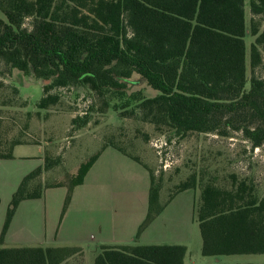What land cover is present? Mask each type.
Segmentation results:
<instances>
[{
	"label": "trees",
	"instance_id": "1",
	"mask_svg": "<svg viewBox=\"0 0 264 264\" xmlns=\"http://www.w3.org/2000/svg\"><path fill=\"white\" fill-rule=\"evenodd\" d=\"M244 6L245 0H0V62L41 82L39 111L60 106L53 91L81 89L99 100L100 114L137 113L159 134L180 138L239 133L256 149L264 144V80L255 74L264 54V30L255 18L264 17V0H249L248 52ZM140 82L154 95L129 92ZM1 123L0 118V160L12 159L16 146L32 145L9 138ZM72 123L84 127L86 112ZM107 148L148 172L147 213L135 242L176 195L200 185L194 218L201 255L264 254V195L256 194L250 178L192 173L162 201L155 171L107 141L64 178L56 175L61 158L45 149L43 166L23 178L9 202L0 264H82L78 247L6 248L3 240L19 203L41 198L46 189H65L62 218L74 189ZM185 254L181 245H102L93 264H183Z\"/></svg>",
	"mask_w": 264,
	"mask_h": 264
},
{
	"label": "rangeland",
	"instance_id": "2",
	"mask_svg": "<svg viewBox=\"0 0 264 264\" xmlns=\"http://www.w3.org/2000/svg\"><path fill=\"white\" fill-rule=\"evenodd\" d=\"M244 9L247 28L244 40L248 52L253 40L249 35V0H245ZM255 21L259 30L263 31L264 17H256ZM255 74L264 80V54ZM135 91H142L144 97L154 95L141 82L132 86L129 92ZM52 93L59 94L60 106L55 110L39 111L37 103L43 96L41 82L31 76H23L17 70H10L0 62L1 129L7 131L9 138L21 139L32 145L45 144L51 156L61 158L57 177L64 178L70 169L76 172L80 162L99 151L107 141H112L155 171L156 180L161 179L162 201L178 183L190 174L200 172H203L204 178L213 173L219 178L231 173L250 178L256 194L259 197L264 195V144L252 149L239 133H232L227 138L197 133L180 138L168 131L159 134L152 125L142 122L137 113L121 116L119 111L108 110L100 114L97 111L99 100L85 90L64 89ZM82 112H86L88 123L76 129L72 121ZM109 150L113 154L110 163L112 178L104 184L108 188L104 194L108 207L99 208L100 230H95L94 236L114 237L124 241L122 244L125 245H181L187 250L185 264H264V254L201 255V238L194 218L200 185L177 196L161 219L154 221L135 242L137 229L147 213L148 172L117 151ZM165 162L171 165V169L161 172L160 167ZM158 170L160 172H156ZM98 182L101 183L100 177L91 173L86 188ZM94 241L78 246L83 251L82 264H93L99 252V246Z\"/></svg>",
	"mask_w": 264,
	"mask_h": 264
},
{
	"label": "crops",
	"instance_id": "3",
	"mask_svg": "<svg viewBox=\"0 0 264 264\" xmlns=\"http://www.w3.org/2000/svg\"><path fill=\"white\" fill-rule=\"evenodd\" d=\"M45 149L43 143L19 145L14 147L12 159L0 160V233L13 193L25 176L43 166ZM109 149L111 148L103 150L87 173L83 184L74 189L62 218L60 214L66 194L63 191L64 188L46 189L41 198L20 202L5 234L3 246L6 248L78 247L93 240L99 247L125 245L122 244L124 241L114 237L103 236V234L100 236L96 234L97 238L94 236L95 230H100L98 226L99 208L108 207L104 198L108 188L104 184L112 178L113 168L110 163L113 154L109 152ZM91 173L96 174L97 178L100 177L101 183L98 182L97 185L86 188ZM182 193L176 195L154 221L161 219V215ZM185 260L186 254L183 264Z\"/></svg>",
	"mask_w": 264,
	"mask_h": 264
},
{
	"label": "built area",
	"instance_id": "4",
	"mask_svg": "<svg viewBox=\"0 0 264 264\" xmlns=\"http://www.w3.org/2000/svg\"><path fill=\"white\" fill-rule=\"evenodd\" d=\"M170 168H171V165L169 163H166V162L160 167V169H162L164 171H167Z\"/></svg>",
	"mask_w": 264,
	"mask_h": 264
}]
</instances>
